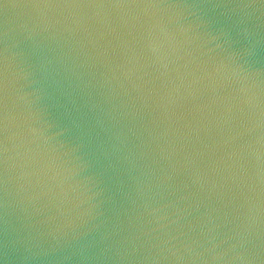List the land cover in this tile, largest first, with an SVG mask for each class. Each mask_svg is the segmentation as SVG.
Masks as SVG:
<instances>
[{"label":"water","instance_id":"1","mask_svg":"<svg viewBox=\"0 0 264 264\" xmlns=\"http://www.w3.org/2000/svg\"><path fill=\"white\" fill-rule=\"evenodd\" d=\"M0 264H264V0H0Z\"/></svg>","mask_w":264,"mask_h":264}]
</instances>
